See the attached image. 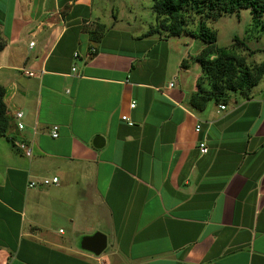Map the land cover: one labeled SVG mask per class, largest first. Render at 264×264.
<instances>
[{
    "label": "crops",
    "instance_id": "obj_1",
    "mask_svg": "<svg viewBox=\"0 0 264 264\" xmlns=\"http://www.w3.org/2000/svg\"><path fill=\"white\" fill-rule=\"evenodd\" d=\"M108 10L0 0V264H264L262 81L196 105L203 45L187 57L181 36L135 32ZM52 176L59 185L28 187ZM97 231L100 255L81 247Z\"/></svg>",
    "mask_w": 264,
    "mask_h": 264
},
{
    "label": "trees",
    "instance_id": "obj_2",
    "mask_svg": "<svg viewBox=\"0 0 264 264\" xmlns=\"http://www.w3.org/2000/svg\"><path fill=\"white\" fill-rule=\"evenodd\" d=\"M241 9H251L254 18H263L264 0H155L153 11L156 22L149 27L147 35H188L204 43L195 56L202 68L197 93L193 95L196 105L210 99L226 103L236 93L248 94L264 79V61L249 65L248 57L255 51L249 50L244 40L235 37L234 43L229 47H219L216 32L208 25L209 20L218 19L224 14L239 13ZM195 16L199 19L197 26L193 28L191 25ZM106 30L105 24L97 23L90 33L102 36ZM6 43L0 30V51ZM182 65H186V62ZM5 93L6 89L0 85V138L7 136L10 127Z\"/></svg>",
    "mask_w": 264,
    "mask_h": 264
},
{
    "label": "rangeland",
    "instance_id": "obj_3",
    "mask_svg": "<svg viewBox=\"0 0 264 264\" xmlns=\"http://www.w3.org/2000/svg\"><path fill=\"white\" fill-rule=\"evenodd\" d=\"M109 8L108 12L119 18V23L125 27L140 33L143 26L149 27L156 22L153 11L155 0H105ZM107 16L106 13H102ZM264 18V17H263ZM254 18L251 9H241L239 13L224 14L218 19L208 21L209 27L216 32L217 45L219 47H229L234 43V38L239 37L244 40L251 51H255L248 57L250 66L257 65L264 61V19ZM199 17L195 16L191 27L195 28ZM98 28V27H97ZM99 35L95 36L98 39ZM181 40L188 42V54L193 55L204 46V43L197 38L182 35ZM247 55V54H246ZM200 65V64H199ZM199 71H202L201 65ZM202 73V72H201ZM264 85V79L261 82Z\"/></svg>",
    "mask_w": 264,
    "mask_h": 264
},
{
    "label": "built area",
    "instance_id": "obj_4",
    "mask_svg": "<svg viewBox=\"0 0 264 264\" xmlns=\"http://www.w3.org/2000/svg\"><path fill=\"white\" fill-rule=\"evenodd\" d=\"M31 45H34V42L31 43ZM29 75H33L32 72H28ZM131 107H135V102H132ZM221 109H224V105H220ZM16 118L18 120L17 122V127L20 130H23L25 128V123L23 122V117L24 113L22 111L16 112ZM124 119L127 120L126 116H123ZM132 124V122H130ZM200 126H197V131L199 130ZM58 132L59 128L58 126H53L51 130V135L56 138L58 137ZM16 146L27 156V157H32L33 155V148L27 144L26 142L23 141H14ZM199 148L201 153H207L208 152V147L206 146L205 143L201 142L199 144ZM60 184V178L58 176H52V177H43L40 179H32L28 182V187L30 188H38V187H43V186H50V185H59Z\"/></svg>",
    "mask_w": 264,
    "mask_h": 264
},
{
    "label": "water",
    "instance_id": "obj_5",
    "mask_svg": "<svg viewBox=\"0 0 264 264\" xmlns=\"http://www.w3.org/2000/svg\"><path fill=\"white\" fill-rule=\"evenodd\" d=\"M93 145L96 148H102L105 145V138L103 136L95 137ZM81 247L84 250L100 255L107 247V236L100 231L92 235H86L82 238Z\"/></svg>",
    "mask_w": 264,
    "mask_h": 264
}]
</instances>
